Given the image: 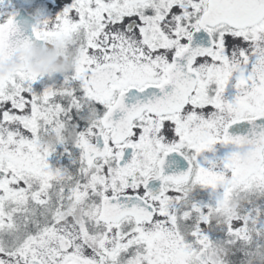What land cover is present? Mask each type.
Masks as SVG:
<instances>
[{"label": "snow or ice", "instance_id": "obj_1", "mask_svg": "<svg viewBox=\"0 0 264 264\" xmlns=\"http://www.w3.org/2000/svg\"><path fill=\"white\" fill-rule=\"evenodd\" d=\"M47 5L33 36L0 22V264H264V0ZM62 31L79 37L62 83L6 71ZM218 143L235 149L205 167Z\"/></svg>", "mask_w": 264, "mask_h": 264}, {"label": "rangeland", "instance_id": "obj_2", "mask_svg": "<svg viewBox=\"0 0 264 264\" xmlns=\"http://www.w3.org/2000/svg\"><path fill=\"white\" fill-rule=\"evenodd\" d=\"M25 7L29 10V7H32L33 9V14L37 16L38 22H42L46 18H54L55 13L53 12L52 9H50L47 5V0H38V1H33L32 0H3L2 3H0V22H3L8 18V16L12 13H16L19 7ZM37 22V23H38ZM74 31H62L60 34H58L56 37L47 39L48 41V46L55 47L53 41H62V47L57 50L56 52V57L55 60L56 62H62L65 67L61 69H57L55 71H49L46 72L45 78L49 80L47 75H51L52 80H54L57 85L63 82V75L65 73H69L73 69V64L76 59V53H77V42L73 43L69 49L65 47V45L72 40ZM68 65V66H67ZM50 82V81H49ZM218 145H215V151H205L200 157V162L203 164L205 167H211V164L209 161H214L217 165V170L223 166V161L220 159L219 156V149ZM73 151L76 153V155H79V150L78 149H73ZM58 154L63 152V146H58L57 151ZM55 152V153H56ZM61 156V155H60ZM66 156V154H65ZM207 157V159H205ZM56 157L54 161L57 159ZM53 160V154L50 157V161ZM60 161L63 163L64 159H60ZM65 161L67 162V156ZM74 167V166H73ZM210 190H206V192H209ZM207 194V193H206ZM164 246L171 249V244L168 241H164ZM165 247H161V251H165ZM215 248H217L215 246ZM217 250V249H216ZM166 255H172V251H168L165 253ZM210 258L212 256L217 255V251L211 250L210 253ZM187 259V258H186Z\"/></svg>", "mask_w": 264, "mask_h": 264}, {"label": "water", "instance_id": "obj_3", "mask_svg": "<svg viewBox=\"0 0 264 264\" xmlns=\"http://www.w3.org/2000/svg\"><path fill=\"white\" fill-rule=\"evenodd\" d=\"M16 20L18 22H20L21 28L24 30V35L25 36H33L32 33V25L36 24L37 19L34 17L33 14L28 13L27 10L23 7L19 8L18 13L16 15ZM34 39V37H33ZM46 40H31L30 42H28L27 44H22L19 47V57L21 58L20 60H18L15 64L13 65H9L6 66V71L10 70V71H15L17 69L20 68H25V66H27V56L25 55V50L27 48H29L33 42L37 43V44H45ZM29 68V67H28ZM30 69V68H29ZM136 94V90H131L130 92V96L135 95ZM242 123H238L236 125H234V129H231L230 131L234 134V135H239L241 133V129H239V125H241ZM246 124V123H245ZM238 131H240L238 133ZM226 147V156L229 155L234 149L235 146L234 145H225ZM169 162L171 163L172 161H176V163H172L171 167L167 168L166 171H168L169 173L173 172V171H182V170H186L188 167V161L185 160L182 156H179V154L173 153L169 156L168 158ZM159 181H155L154 185L158 186L159 185Z\"/></svg>", "mask_w": 264, "mask_h": 264}, {"label": "clouds", "instance_id": "obj_4", "mask_svg": "<svg viewBox=\"0 0 264 264\" xmlns=\"http://www.w3.org/2000/svg\"><path fill=\"white\" fill-rule=\"evenodd\" d=\"M55 47L52 49L47 48L46 45L33 44L25 50L27 56V64L31 70L38 72H49L57 69L64 68L65 65L62 62H56V52L62 47V41H53Z\"/></svg>", "mask_w": 264, "mask_h": 264}, {"label": "flooded vegetation", "instance_id": "obj_5", "mask_svg": "<svg viewBox=\"0 0 264 264\" xmlns=\"http://www.w3.org/2000/svg\"><path fill=\"white\" fill-rule=\"evenodd\" d=\"M233 83H234V81H233ZM236 93H237V90L235 89V87H233L232 85H230L229 87H228V89H227V91H226V95L231 99V98H233L235 95H236ZM234 126V125H233ZM232 126V127H233ZM248 125L247 124H245V123H242L241 125H239V129L240 128H243V129H241V133L240 134H246L247 132H248ZM240 131H238V133H239ZM239 134V135H240ZM219 145H218V149H219V156H220V158H223V155H224V145L223 144H221V143H218Z\"/></svg>", "mask_w": 264, "mask_h": 264}, {"label": "trees", "instance_id": "obj_6", "mask_svg": "<svg viewBox=\"0 0 264 264\" xmlns=\"http://www.w3.org/2000/svg\"><path fill=\"white\" fill-rule=\"evenodd\" d=\"M79 39V38H78ZM45 82H49L48 80H42V81H38L37 83L38 84H40L41 86H43V84L45 83ZM54 156H55V158L56 157H58L55 161H54V164L56 165V164H58V163H62L61 161H60V159L62 158V159H64V161H63V163H69V161L67 160V162L65 161V159H66V156H60V154H58V153H54ZM62 163V164H63ZM202 192H204V191H202Z\"/></svg>", "mask_w": 264, "mask_h": 264}]
</instances>
